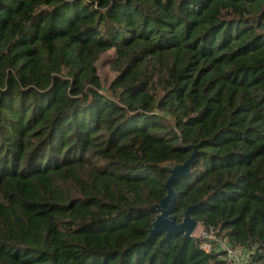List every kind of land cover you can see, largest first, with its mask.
<instances>
[{"label": "trees", "instance_id": "16d2710c", "mask_svg": "<svg viewBox=\"0 0 264 264\" xmlns=\"http://www.w3.org/2000/svg\"><path fill=\"white\" fill-rule=\"evenodd\" d=\"M193 152L176 221L264 264V0H0V264H227L149 237Z\"/></svg>", "mask_w": 264, "mask_h": 264}, {"label": "water", "instance_id": "95a60500", "mask_svg": "<svg viewBox=\"0 0 264 264\" xmlns=\"http://www.w3.org/2000/svg\"><path fill=\"white\" fill-rule=\"evenodd\" d=\"M193 155L194 152L183 163L168 167V178L165 182L166 194L160 202L150 206V209L155 212V217L151 224L149 237L155 233H164L167 235L172 232L183 234L184 237L194 235L199 223L190 215L191 206L185 210L179 222L176 221L175 216L172 214V208L176 199L173 183L189 174Z\"/></svg>", "mask_w": 264, "mask_h": 264}, {"label": "built area", "instance_id": "2783aa9c", "mask_svg": "<svg viewBox=\"0 0 264 264\" xmlns=\"http://www.w3.org/2000/svg\"><path fill=\"white\" fill-rule=\"evenodd\" d=\"M195 237L198 239L201 249L206 252L212 250L220 252L227 264H252L248 254H244L241 249L234 248L225 241L219 239L212 228H203Z\"/></svg>", "mask_w": 264, "mask_h": 264}, {"label": "rangeland", "instance_id": "374dc122", "mask_svg": "<svg viewBox=\"0 0 264 264\" xmlns=\"http://www.w3.org/2000/svg\"><path fill=\"white\" fill-rule=\"evenodd\" d=\"M114 56V51H108L101 55L100 59L96 63L97 73L99 75L102 91L107 93V87L112 82L117 73L110 67V60ZM203 228L199 224L194 232V236L198 235Z\"/></svg>", "mask_w": 264, "mask_h": 264}, {"label": "crops", "instance_id": "0c3cea01", "mask_svg": "<svg viewBox=\"0 0 264 264\" xmlns=\"http://www.w3.org/2000/svg\"><path fill=\"white\" fill-rule=\"evenodd\" d=\"M243 251V250H242ZM244 254H247V252L243 251Z\"/></svg>", "mask_w": 264, "mask_h": 264}]
</instances>
